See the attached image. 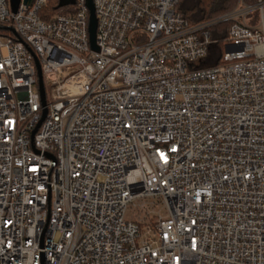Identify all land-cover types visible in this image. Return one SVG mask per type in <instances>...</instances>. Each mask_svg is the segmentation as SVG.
I'll use <instances>...</instances> for the list:
<instances>
[{
    "label": "built area",
    "instance_id": "1",
    "mask_svg": "<svg viewBox=\"0 0 264 264\" xmlns=\"http://www.w3.org/2000/svg\"><path fill=\"white\" fill-rule=\"evenodd\" d=\"M60 2L0 0V264H264V0Z\"/></svg>",
    "mask_w": 264,
    "mask_h": 264
},
{
    "label": "trees",
    "instance_id": "2",
    "mask_svg": "<svg viewBox=\"0 0 264 264\" xmlns=\"http://www.w3.org/2000/svg\"><path fill=\"white\" fill-rule=\"evenodd\" d=\"M240 0H180L179 11L190 23H199L211 20L222 14L232 11ZM246 4H254L257 0H243ZM55 7L53 8V10ZM228 25L223 24L212 29V36L217 43L212 47L204 67L214 66L222 54L224 38Z\"/></svg>",
    "mask_w": 264,
    "mask_h": 264
},
{
    "label": "water",
    "instance_id": "3",
    "mask_svg": "<svg viewBox=\"0 0 264 264\" xmlns=\"http://www.w3.org/2000/svg\"><path fill=\"white\" fill-rule=\"evenodd\" d=\"M21 0H10V6L12 9L13 13H16L19 5H20ZM32 2V0H24L25 4L30 5ZM68 3V0H61L59 7H62L64 5H66ZM88 8L90 10V23H89V35H90V42H91V46L93 49H96V45H95V36H96V28H97V22H96V18H95V13H94V7L92 4V0H88ZM37 64V70H38V78H39V85H40V94H41V99H42V103L43 105H45V90H44V84H43V80H42V74H41V69L38 63ZM47 111L44 110L43 112V116L41 121L39 122V124L37 125L36 130L33 132L32 137L34 136V134L36 133L37 129L40 127L42 121L44 120L45 116H46Z\"/></svg>",
    "mask_w": 264,
    "mask_h": 264
},
{
    "label": "rangeland",
    "instance_id": "4",
    "mask_svg": "<svg viewBox=\"0 0 264 264\" xmlns=\"http://www.w3.org/2000/svg\"><path fill=\"white\" fill-rule=\"evenodd\" d=\"M223 51H224V46H223L222 52ZM47 94H48L47 95L48 96V100H50L49 89H47ZM148 201L149 202H147V206H148L147 207L148 208L147 211H149V210L151 211L152 209H154L155 212H157V211L160 210V208H161V204H160L161 201L160 200L151 198ZM150 203H152V204L153 203L159 204V206H156V208H154V207L150 206L151 205ZM131 213H132L131 210H129L128 215L130 216ZM163 213L165 214V210H163ZM137 217L142 222V227H144V228H148V227L153 228L155 226V223H156L157 219H158V214L155 215V214L151 213L149 215L148 214L146 215V213H144L143 210H141V209L138 208V215H137Z\"/></svg>",
    "mask_w": 264,
    "mask_h": 264
}]
</instances>
